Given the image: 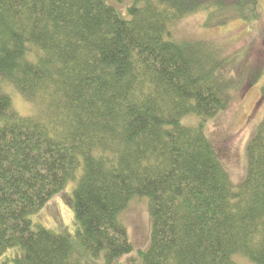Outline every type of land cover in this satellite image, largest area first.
I'll use <instances>...</instances> for the list:
<instances>
[{
    "label": "trees",
    "instance_id": "trees-1",
    "mask_svg": "<svg viewBox=\"0 0 264 264\" xmlns=\"http://www.w3.org/2000/svg\"><path fill=\"white\" fill-rule=\"evenodd\" d=\"M118 3L0 0V264H73V244L115 263L134 250L118 215L135 195L151 224L139 264H264V117L234 186L204 123L244 90L245 71L223 75L221 48L170 29L195 10L205 27L253 26L260 1ZM68 183L69 236L31 220Z\"/></svg>",
    "mask_w": 264,
    "mask_h": 264
},
{
    "label": "rangeland",
    "instance_id": "rangeland-1",
    "mask_svg": "<svg viewBox=\"0 0 264 264\" xmlns=\"http://www.w3.org/2000/svg\"><path fill=\"white\" fill-rule=\"evenodd\" d=\"M132 1L121 0L116 6L124 11ZM259 1L262 19L253 26H248L242 20H232L223 26L205 27V11L195 10L184 14L170 28L174 39L208 40L221 48L226 58V63L220 69L223 75L236 78L241 69L245 71L244 74L240 73L241 80H245L244 90L238 91L222 112L204 123L205 135L215 148L234 186L246 174V144L264 117V96L261 95V88L264 86V0ZM258 71L260 74L257 83L247 87L254 79V75L250 78V73L257 75ZM10 93L20 112L31 110V103L26 102L14 90ZM199 121L197 116L188 115L181 122L184 125L197 126ZM72 186V183L66 184L37 213L31 215V220L67 236L71 235L76 226L71 206ZM118 218L125 226L134 250L113 264H139L137 251L147 249L151 230L147 197L133 196ZM72 250L75 258L73 264H100L95 259H90V262L81 256L74 244ZM233 258L242 264H252L239 255H234Z\"/></svg>",
    "mask_w": 264,
    "mask_h": 264
}]
</instances>
